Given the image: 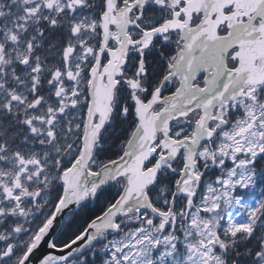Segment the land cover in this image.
I'll return each mask as SVG.
<instances>
[{"label":"snow or ice","instance_id":"snow-or-ice-1","mask_svg":"<svg viewBox=\"0 0 264 264\" xmlns=\"http://www.w3.org/2000/svg\"><path fill=\"white\" fill-rule=\"evenodd\" d=\"M261 176L264 0H0V264H264Z\"/></svg>","mask_w":264,"mask_h":264},{"label":"trees","instance_id":"trees-1","mask_svg":"<svg viewBox=\"0 0 264 264\" xmlns=\"http://www.w3.org/2000/svg\"><path fill=\"white\" fill-rule=\"evenodd\" d=\"M112 195H114V192L111 187L102 189L97 194L95 199L86 202V215L91 216L102 211L105 206L106 199L111 197Z\"/></svg>","mask_w":264,"mask_h":264},{"label":"rangeland","instance_id":"rangeland-1","mask_svg":"<svg viewBox=\"0 0 264 264\" xmlns=\"http://www.w3.org/2000/svg\"><path fill=\"white\" fill-rule=\"evenodd\" d=\"M264 195V176H261L256 183V187L244 194V199L247 200L250 196L258 197Z\"/></svg>","mask_w":264,"mask_h":264},{"label":"flooded vegetation","instance_id":"flooded-vegetation-1","mask_svg":"<svg viewBox=\"0 0 264 264\" xmlns=\"http://www.w3.org/2000/svg\"><path fill=\"white\" fill-rule=\"evenodd\" d=\"M201 76L203 75V73L200 74Z\"/></svg>","mask_w":264,"mask_h":264},{"label":"water","instance_id":"water-1","mask_svg":"<svg viewBox=\"0 0 264 264\" xmlns=\"http://www.w3.org/2000/svg\"><path fill=\"white\" fill-rule=\"evenodd\" d=\"M41 251H43V248L41 249Z\"/></svg>","mask_w":264,"mask_h":264}]
</instances>
